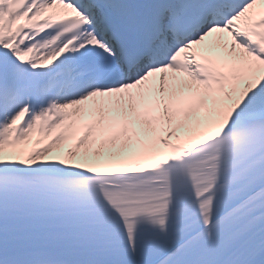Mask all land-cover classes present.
Wrapping results in <instances>:
<instances>
[{"label":"snow or ice","instance_id":"obj_1","mask_svg":"<svg viewBox=\"0 0 264 264\" xmlns=\"http://www.w3.org/2000/svg\"><path fill=\"white\" fill-rule=\"evenodd\" d=\"M0 264H264V0H0Z\"/></svg>","mask_w":264,"mask_h":264}]
</instances>
